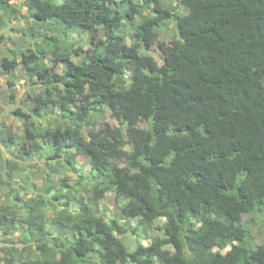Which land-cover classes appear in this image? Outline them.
<instances>
[{
	"label": "trees",
	"instance_id": "trees-1",
	"mask_svg": "<svg viewBox=\"0 0 264 264\" xmlns=\"http://www.w3.org/2000/svg\"><path fill=\"white\" fill-rule=\"evenodd\" d=\"M9 26L28 111L21 140L0 121V264H264V0H0Z\"/></svg>",
	"mask_w": 264,
	"mask_h": 264
},
{
	"label": "rangeland",
	"instance_id": "rangeland-1",
	"mask_svg": "<svg viewBox=\"0 0 264 264\" xmlns=\"http://www.w3.org/2000/svg\"><path fill=\"white\" fill-rule=\"evenodd\" d=\"M134 1V0H133ZM24 8H22V11ZM182 10V9H180ZM184 11V10H183ZM31 20L30 18L26 17L22 21H20L19 25H30ZM170 25L167 29H161L158 34V40H169L172 38V32L170 31ZM15 30V29H14ZM13 29L6 27V28H0V32L4 31L6 35H9V37H4L5 39L0 40V121L5 122L8 125H12L13 130H15L16 133V140H21V137L23 138V129L21 126L22 120L19 116L14 115L12 111L16 108L18 104H22L24 106L23 99L21 101L19 100L20 97L24 96V91L27 89L26 86V80L23 76L22 71H20L19 67H15L14 69H6L3 67L1 63V57L3 55H7L8 58H10V49H14V46L12 45V41L14 39H17V41L22 38V35L20 33H16ZM70 37L73 39H80L84 38L85 35L78 34V33H71ZM5 41V42H4ZM156 47V41H154L153 48ZM156 49V48H154ZM158 50H154L152 52L153 56L158 58ZM77 59V58H76ZM62 68L61 65L57 67V69L60 71ZM16 93L15 102H10V95L11 93ZM26 111H28V108L24 106ZM99 119H104L106 122L110 124H117V121L114 117H112L107 109H103V111L100 112ZM145 123H141V125H144ZM9 153L6 152V155ZM76 162L78 164L79 171L86 172L90 169L88 160L83 157L82 155H79L76 157ZM40 171V170H39ZM41 172V171H40ZM14 179H19L17 172L13 175ZM38 179H40V176L33 178V181L38 182ZM74 180L72 179L70 182L72 183ZM87 194V193H85ZM2 199V196L0 197ZM120 205V202H117L114 200V194L112 192H107L105 194V197L100 200L97 203V208L105 214V217L107 218H116L118 222L122 225H125L128 229L122 236H124V239L127 242V245L129 248H133L134 244L136 243V238H139L142 240V243H146L147 241L144 239L143 235L144 233L141 232L140 223L137 219H129L126 220L124 218H121L119 213L118 206ZM253 215H255L254 220L252 221V224H244V226L251 232L255 234V241L260 242L264 239V214L254 211L252 212ZM245 219V218H244ZM160 223L159 220H155L154 224L150 229H148L151 233H157L159 229H153L156 225ZM134 230L139 233V235L134 232ZM162 233V231H161ZM227 249V248H226ZM223 249V252L226 250ZM20 264V263H15Z\"/></svg>",
	"mask_w": 264,
	"mask_h": 264
},
{
	"label": "clouds",
	"instance_id": "clouds-1",
	"mask_svg": "<svg viewBox=\"0 0 264 264\" xmlns=\"http://www.w3.org/2000/svg\"><path fill=\"white\" fill-rule=\"evenodd\" d=\"M18 6V5H17Z\"/></svg>",
	"mask_w": 264,
	"mask_h": 264
}]
</instances>
